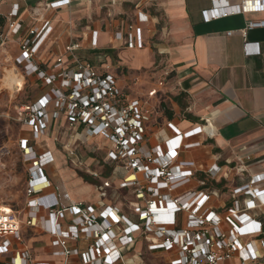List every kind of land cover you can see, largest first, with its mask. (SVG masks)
<instances>
[{
	"label": "built area",
	"instance_id": "2783aa9c",
	"mask_svg": "<svg viewBox=\"0 0 264 264\" xmlns=\"http://www.w3.org/2000/svg\"><path fill=\"white\" fill-rule=\"evenodd\" d=\"M230 1L211 0L212 7L203 12L205 21L264 12V0ZM67 4L68 0H56L46 7L53 10ZM219 4L223 8L218 9ZM5 13L11 21L17 9ZM146 22L147 17L138 14L136 22L114 38L122 40L125 49H141L140 24ZM260 28L264 20H249L238 32L244 39L247 31ZM19 29V24L10 22L11 34ZM51 33L49 21L29 27L19 39L14 60L23 79L35 77L43 87L39 98L15 107V121L30 130V137L17 139L23 162L29 165L24 226L50 235L51 255L63 259L61 264H71L70 258L79 264H143L135 261L140 254L129 255L135 247L158 254L165 264H264V222L259 221L264 218V173L249 176L231 189L226 201L220 200L222 193L206 187L194 164L179 159L181 152L201 146L198 138L213 137L210 122L181 131L162 121L164 109L151 100L161 94L165 78L148 90L146 99L132 97L117 85L108 67L98 68L77 57L78 43L63 47L70 55L68 62L60 55L49 71L43 70L35 58ZM96 36L91 34L92 48ZM256 46L244 41V54H256L257 49H252ZM62 118L68 129L81 127L87 138L103 142V162L111 167L108 178L91 171L92 163L83 165L73 147L68 148V161L75 167L83 165L86 174L99 179V197L107 198V192L113 191L129 202L130 216L116 206L71 201L61 180L53 183V172L45 167L51 162L49 153H38L32 143L45 134L48 124ZM235 172L241 177L240 168ZM202 173L209 180L218 175L226 180L229 175L217 164ZM50 185L56 195L43 194ZM212 200L221 207L214 209ZM21 226L18 213L0 205V264H55L34 258Z\"/></svg>",
	"mask_w": 264,
	"mask_h": 264
},
{
	"label": "crops",
	"instance_id": "0c3cea01",
	"mask_svg": "<svg viewBox=\"0 0 264 264\" xmlns=\"http://www.w3.org/2000/svg\"><path fill=\"white\" fill-rule=\"evenodd\" d=\"M53 1L56 0H0L2 87L23 89V85L14 84L12 80H21L22 83L26 80H37L32 76L23 79L21 69L16 66L14 60L19 54V39L29 27L39 25L43 21L50 22L52 33L35 58L37 65L49 71L53 59L60 55H64V60L68 62L70 55L64 54L63 47L69 43H78L80 48L75 55L95 67H108V73L124 90L125 86L116 73L118 69L112 68L111 59L114 54L124 65L129 64L133 53L143 55V64L140 58H135L133 67L128 65L133 72H139L142 68L154 65V56L150 50L152 44L154 48L157 47V52L165 64L162 70L165 79L170 76L160 94L164 97L171 94L167 96V101L160 104L157 98L151 100V103L156 102L164 109L161 120L170 121L181 131L208 121L214 130L213 137L198 138L202 142L201 146L181 152L179 159L192 162L198 169L196 176L206 180L207 188L222 193L220 200L224 201L234 186L247 181L251 175L264 173V28L247 31L244 39L238 32L249 20H264V12L227 16L206 22L203 12L212 7L211 0H68L67 5L48 9L46 6ZM237 2L238 0H231L230 4ZM217 8H223V4H219ZM12 9H17V16L8 21L2 14ZM138 14L147 17V22L140 24L143 47L128 50L125 49L124 42L115 39L114 35L116 32L124 33L127 25L136 22ZM10 22L20 25L16 35L10 33ZM93 32L97 33L95 48L90 44ZM228 32L232 34L227 35ZM244 41L257 44L252 47L257 49V53L246 56L243 50ZM125 53L128 55L125 56ZM10 70L11 74H7ZM5 83H9V86H4ZM154 84H149L150 87L141 98L146 99L148 90ZM167 85H170L171 93H167ZM38 88L35 100L43 93L40 83ZM128 94L140 97L130 92ZM63 130L66 134L70 132L71 136L78 137L81 143L91 144L99 140V143L103 144L98 138H87L81 127L68 129L64 118L55 123L51 122L46 126L45 134L32 143L38 153H49L51 162L45 167L49 173L55 172V176L52 173L50 178L55 177L63 181L71 201L99 207L116 206L121 208L125 215L130 216L129 202L102 199L90 184L76 180L78 192L87 187L93 193L94 198L87 200L76 198L65 187L59 165L68 171V144H65V138L58 141L56 137L63 133ZM21 132L20 137H30L28 127H21ZM57 144L63 145L64 153L57 148ZM213 164L228 171L226 180L219 175L214 180H209L202 173V170ZM236 168L241 169V177L237 176ZM195 187L196 183L192 182L190 188ZM119 193L123 194L122 191ZM43 194L56 195V190L50 185L44 188ZM26 202L27 199L25 204ZM211 206L219 209L221 203L212 200ZM23 213V219L18 214L22 224L21 232L24 243L34 258L55 264L63 263V259L51 255L50 235L24 226L27 213L25 205ZM67 217L69 218V215ZM259 221L264 222V218L260 217ZM28 233L33 235L28 240L30 245L25 237ZM38 236L45 239L44 242L37 241ZM34 242L40 243L41 248H33ZM135 261L141 262V259L135 258ZM69 262L79 264L75 258H70Z\"/></svg>",
	"mask_w": 264,
	"mask_h": 264
},
{
	"label": "rangeland",
	"instance_id": "374dc122",
	"mask_svg": "<svg viewBox=\"0 0 264 264\" xmlns=\"http://www.w3.org/2000/svg\"><path fill=\"white\" fill-rule=\"evenodd\" d=\"M150 45V50L154 56V65L150 68H142L139 72H133L129 66L133 67V59L135 58H140L142 60L141 63L143 64V55L133 53L132 60H130L128 64L129 66L124 65L122 61L118 60L115 54L111 59L112 68L113 70L118 69L116 70V73L122 84L125 86V91L140 97L144 96L145 91L150 87L149 84L151 82L156 83L165 78L162 72L165 64L162 62V58L157 52V47L154 48L152 44ZM124 55L127 56L128 53H125ZM11 72L12 71L10 70L7 74H11ZM168 79H170V76L166 78L167 81ZM1 82L2 81H0V205L10 206L23 219V207L27 199L26 190L28 185L29 165L23 162L22 154L17 147V139L22 132L20 125L15 121V107L28 104L35 100L36 96H38L39 81L36 80L35 82H32L31 80H26L23 83V89H18L13 86L10 88L2 87ZM9 83L3 85L9 86ZM134 85H136V87H134ZM169 87L170 85H167L166 87L167 93L170 92ZM168 95L171 94H166V97L159 95L157 101L160 104H164V102L167 101L166 99ZM56 137H58V141L65 138V144H68V148L73 147L76 149L83 165L84 163H92L90 166L91 171H95L97 174L100 173V177L108 178L111 172V167L103 162L104 152L101 149V146L103 145L99 143V140L91 144L85 142L81 143L78 137L75 135L71 136L70 132L66 134L64 130L63 133H59ZM62 147V144H57V148L64 153ZM83 165L75 167L68 161L66 166L68 171L60 165L59 171L64 178L65 187L70 190L76 198H84L85 200L93 199L94 195L89 188L85 187L79 192L77 190L78 185L76 184V180H81L84 183L94 186L95 190L97 186L101 185L99 179L92 178L86 174ZM54 174L55 172L53 173V176H55ZM52 181L53 183L58 182L55 177H52ZM61 182L63 183L62 180ZM106 197L113 201L122 199V196H118L113 191L107 192ZM25 237L28 241L33 235L28 233ZM36 240L44 242L45 239L43 240L38 236L36 237ZM34 243L33 248H41L40 243ZM27 244H29V241ZM133 254H140L139 258L143 264H165L166 261L158 254H147L144 247L143 249L141 247H135L134 252L129 253L131 256Z\"/></svg>",
	"mask_w": 264,
	"mask_h": 264
},
{
	"label": "bare ground",
	"instance_id": "6f19581e",
	"mask_svg": "<svg viewBox=\"0 0 264 264\" xmlns=\"http://www.w3.org/2000/svg\"><path fill=\"white\" fill-rule=\"evenodd\" d=\"M12 82L14 83V84H18L19 83V85H23V83H22V81L21 80H19L18 82L16 81V80H12Z\"/></svg>",
	"mask_w": 264,
	"mask_h": 264
}]
</instances>
